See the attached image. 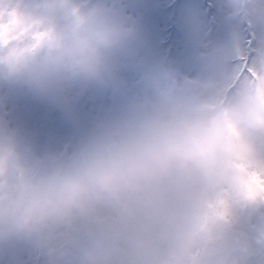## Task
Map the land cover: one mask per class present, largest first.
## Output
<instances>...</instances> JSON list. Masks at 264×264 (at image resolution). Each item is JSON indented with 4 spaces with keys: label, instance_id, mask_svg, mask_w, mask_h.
I'll return each instance as SVG.
<instances>
[{
    "label": "clouds",
    "instance_id": "obj_1",
    "mask_svg": "<svg viewBox=\"0 0 264 264\" xmlns=\"http://www.w3.org/2000/svg\"><path fill=\"white\" fill-rule=\"evenodd\" d=\"M250 0L215 41L212 102L149 126L0 200V241L26 238L46 264H248L264 248V12ZM8 7V5H6ZM29 36L0 48V80L39 98L62 80L100 81L130 35L84 0H27ZM14 134L0 123V155Z\"/></svg>",
    "mask_w": 264,
    "mask_h": 264
},
{
    "label": "rangeland",
    "instance_id": "obj_2",
    "mask_svg": "<svg viewBox=\"0 0 264 264\" xmlns=\"http://www.w3.org/2000/svg\"><path fill=\"white\" fill-rule=\"evenodd\" d=\"M212 1L213 7L209 12L203 0H185L171 11V18L177 16V12L179 18L172 36V48L164 47V53L154 49L153 37L165 27L166 16L159 18L154 15L151 18L152 6L164 7L172 0H146L149 4L147 26L142 27L143 23H139L135 31H142L145 43H148L142 45L140 42V46H135L131 28L141 14H130L131 5L129 1L124 2L129 10H126V19L122 24L130 29L129 39L110 54L100 83L91 81L89 84L80 80L84 85L96 86L84 104L75 103L68 91L71 82L62 80L55 85V100L39 98L18 86L24 97H19L18 106L14 107L17 85L9 81L6 89H10V100L5 111L0 110V117L13 131L14 152L9 156L0 155V186L1 189L6 187L4 191L0 190V200L7 194H18L17 189L28 184L29 179L22 175L30 178L31 174L30 187L46 170L74 165L86 155L102 151L111 142L143 131L153 124L190 114L198 107L211 103L207 87L213 71V43L228 42L230 27L239 20L238 15V19L234 20L230 12L242 15L250 0ZM26 4L27 0L23 7L25 18L28 17ZM258 6L264 12V0H259ZM20 22L23 24L24 20ZM32 35L42 37L43 33ZM204 42H208L206 49ZM119 66L121 74H118ZM133 67L140 72L139 80H148L145 93L138 92L137 84L129 74ZM124 87L127 89L125 94L121 92ZM5 94L0 93V100L5 98ZM100 94H104L107 100L98 103L90 98ZM113 98L118 103L114 108L110 100ZM22 131L30 136L31 159L25 158ZM42 133L43 138L38 141ZM63 151L67 153L65 159L62 158ZM40 256L43 260L46 254L34 241L23 237L0 241V264H37ZM77 259L78 252H75L64 259V264H76Z\"/></svg>",
    "mask_w": 264,
    "mask_h": 264
},
{
    "label": "trees",
    "instance_id": "obj_3",
    "mask_svg": "<svg viewBox=\"0 0 264 264\" xmlns=\"http://www.w3.org/2000/svg\"><path fill=\"white\" fill-rule=\"evenodd\" d=\"M126 1H129V4L131 5L130 14L133 12H137V13L140 12L141 14L140 18L139 16L137 17L138 20H137V23H134V28H131L135 36L133 42L135 43V46L137 45L140 46L139 45L140 42L142 43V45L143 44L146 45L148 42L145 43L142 31L141 32H139L138 30L137 32L135 31L139 23H143L142 27L147 26V21H148L147 7L149 6V4L146 3V0H137V1L134 0V2L132 0H84V4L93 16H102V17L111 19L115 22L123 23L127 15L126 10H129L125 7L126 5L123 4L124 2L126 3ZM184 1L185 0H175L172 6H170V8L168 9L167 8L164 9L162 7H158L155 5L152 6L151 18L154 15L158 16L159 18L164 15H169V18L171 19V21L175 22V27L174 25L172 27L170 26L168 27V25H166L164 29L163 28L159 29L156 32L157 38L155 37V34H154V37H153L154 46H155L154 49H156L158 53H163L164 47L168 43H171L172 31L176 28V23H177L176 21H177V18H179V15H178L179 12H177V16L172 17V18L170 17V13L175 7L180 6ZM145 3H146V6H145ZM24 4H25V0H0V48L8 47L12 45L14 42L16 43L22 42L26 37L34 41L33 48H35L45 39L49 38L47 34H43L42 37H38L37 35H32V34L29 36V18L28 17L25 18V12L23 9ZM6 5H8V7H6ZM174 14H175V11H174ZM22 20H24V23H23L24 25L21 24L20 22ZM142 27H141V30L143 29ZM128 39L129 37L126 40ZM118 74H121L120 66H119ZM129 74L133 76L132 78L133 81H135L136 79H139L138 76L140 72H138L136 68L134 67L131 68V71L129 72ZM69 81L71 82V85L68 87V91H69V94L72 95L73 97L74 95H76V98L74 99L76 104H81L82 103L81 100H85L89 94L93 93L92 90L96 88L95 85L93 86L86 85L85 82H84L85 83L84 85L83 83L80 82V80H77V79H72ZM106 82H109V81L106 80ZM141 82L144 85H148L147 79H142ZM97 83H100V81H97ZM114 83H117V81ZM8 85H9V81L0 80L1 95L4 92L7 93L4 96L5 98L0 100V110L1 111H5V106L7 102L10 100V89L9 90L6 89ZM124 91H125V87L121 90V92L125 94L126 92ZM100 96H105V95L100 94ZM15 97H16V101L13 106L17 107L18 106L17 99L19 97L21 98L24 97L22 93L20 92V88L18 86L15 90ZM92 97H96V96L93 95ZM112 107L114 108V106ZM0 121L1 123H4L6 125L8 124L7 121L2 120L1 117H0ZM22 137L25 143H30L31 141L30 136L27 135L26 132L22 131ZM42 138H43V133L40 134L37 140L39 141ZM24 146L28 147L27 144H24ZM30 156L25 155V158L30 159ZM22 176L25 179H29V182H30V179H32L31 174H30V178H28V176H25V175H22ZM28 184L26 186L24 185L20 186L21 188L19 187L17 189L18 194L26 190L29 187ZM5 188L1 189V186H0L1 191H4ZM240 251L243 257L248 261V264H264V248L243 246L241 247Z\"/></svg>",
    "mask_w": 264,
    "mask_h": 264
},
{
    "label": "water",
    "instance_id": "obj_4",
    "mask_svg": "<svg viewBox=\"0 0 264 264\" xmlns=\"http://www.w3.org/2000/svg\"><path fill=\"white\" fill-rule=\"evenodd\" d=\"M112 144H113V143H112ZM110 145H111V144H110ZM110 145H109V146H110ZM109 146H108V147H109ZM63 157L65 158V154H64V156H63Z\"/></svg>",
    "mask_w": 264,
    "mask_h": 264
}]
</instances>
